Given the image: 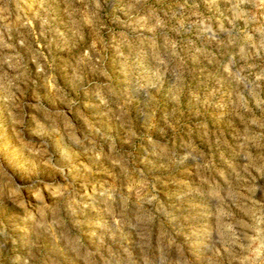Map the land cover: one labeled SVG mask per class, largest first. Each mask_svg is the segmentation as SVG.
<instances>
[{"label":"rangeland","instance_id":"1","mask_svg":"<svg viewBox=\"0 0 264 264\" xmlns=\"http://www.w3.org/2000/svg\"><path fill=\"white\" fill-rule=\"evenodd\" d=\"M0 264H264V0H0Z\"/></svg>","mask_w":264,"mask_h":264}]
</instances>
